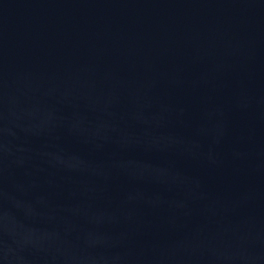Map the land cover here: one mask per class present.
<instances>
[{
  "label": "water",
  "instance_id": "95a60500",
  "mask_svg": "<svg viewBox=\"0 0 264 264\" xmlns=\"http://www.w3.org/2000/svg\"><path fill=\"white\" fill-rule=\"evenodd\" d=\"M0 264H264V0H0Z\"/></svg>",
  "mask_w": 264,
  "mask_h": 264
}]
</instances>
